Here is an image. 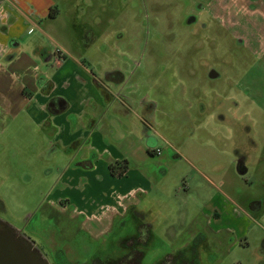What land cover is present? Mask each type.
Segmentation results:
<instances>
[{"label": "rangeland", "instance_id": "374dc122", "mask_svg": "<svg viewBox=\"0 0 264 264\" xmlns=\"http://www.w3.org/2000/svg\"><path fill=\"white\" fill-rule=\"evenodd\" d=\"M41 30L49 51L97 74L119 69L122 81L108 83L138 115L149 111L144 118L160 153L143 168L164 179L140 206L148 213L120 215L115 204V212L90 210L105 217L87 222L86 210L74 213L86 202L81 192L60 193L70 160L51 130L1 116L0 221L50 264L113 263L132 239L145 240L144 226L147 242L132 248L142 254L139 264L167 256L171 264H264V248L253 240L258 228L248 248H231L233 237L214 236L199 215L211 201L246 211L260 200L264 229V163L257 164L264 154V0H51ZM237 154L248 155L243 175ZM182 181L190 189L175 197ZM64 196L71 207L59 203Z\"/></svg>", "mask_w": 264, "mask_h": 264}, {"label": "crops", "instance_id": "0c3cea01", "mask_svg": "<svg viewBox=\"0 0 264 264\" xmlns=\"http://www.w3.org/2000/svg\"><path fill=\"white\" fill-rule=\"evenodd\" d=\"M50 3L51 0H0V117L11 121L26 117L36 128L51 130V141L70 160L59 176L60 193L81 192L86 202L74 213L83 216L81 209L86 210L90 215H84L85 221L102 222L105 215L99 217L90 210L106 207L115 212V204L123 210L120 215L127 209H132L134 216L148 213L146 206H140L153 186L164 179L155 180V173L143 168L152 159L154 149L144 124L150 123L144 118L150 117L149 111H144V117L138 115L126 104L118 87L106 81L107 75L118 72V68L97 74L90 65L70 60L64 52L58 60L55 52L48 50L39 34H43L41 25ZM34 31L38 34L33 35ZM57 98L64 101V108L51 113L48 104ZM56 104L55 109L62 105ZM123 161L128 164L125 174L118 179L109 175L108 166ZM158 161L165 163V159ZM259 163H264L263 153ZM191 169L199 175L198 169L192 165ZM186 183L182 181L177 188L174 185L175 197L189 191L191 182ZM72 201L65 198L59 203L66 207ZM217 203L209 202L207 212L199 213L211 234H228L235 240L231 248H248V237L253 236L256 227L258 238H253L254 243L264 248L260 200H252L246 211ZM263 255L258 256L261 261Z\"/></svg>", "mask_w": 264, "mask_h": 264}, {"label": "water", "instance_id": "95a60500", "mask_svg": "<svg viewBox=\"0 0 264 264\" xmlns=\"http://www.w3.org/2000/svg\"><path fill=\"white\" fill-rule=\"evenodd\" d=\"M214 77L216 75H210ZM239 175L245 167L237 164ZM0 264H50L34 247V243L0 221Z\"/></svg>", "mask_w": 264, "mask_h": 264}, {"label": "trees", "instance_id": "16d2710c", "mask_svg": "<svg viewBox=\"0 0 264 264\" xmlns=\"http://www.w3.org/2000/svg\"><path fill=\"white\" fill-rule=\"evenodd\" d=\"M50 15H49V17H50ZM113 74L112 73L108 74L106 81L107 82L108 81H114L116 83H120L122 81V77H120V73L119 72H114ZM113 76H119L120 78L119 77L114 78ZM57 102L58 103H62V105H61V107L59 109H55L54 108V106H55V104ZM56 105H58V104H56ZM63 108H64V101L62 99H60V98L53 99L48 104V110L51 113L60 112L61 110H63ZM108 169H109V172H110V174L112 176L117 177V178H121L125 174V172L127 171L128 164L125 161H123V162H115L113 164H110L108 166ZM144 228H145V237H146L145 240L142 241V238H141V240H137V238L132 239V243H131L132 246L127 245V247L130 248V251L127 254H125L123 257H121L119 260H117V261H115L113 263H109V264H139V260L142 257V254H141L140 251H138L136 249H132V248H133V245L135 243H145V242H147V239L149 238V227L144 226ZM146 233H148V235ZM140 237H141V235H140ZM134 256H135V259L134 258L132 259V257H134ZM161 264H171L170 256H167L163 260V262Z\"/></svg>", "mask_w": 264, "mask_h": 264}, {"label": "built area", "instance_id": "2783aa9c", "mask_svg": "<svg viewBox=\"0 0 264 264\" xmlns=\"http://www.w3.org/2000/svg\"><path fill=\"white\" fill-rule=\"evenodd\" d=\"M62 55H63L62 51H60V50L57 49L56 52H55V56L58 57L57 58L58 60L61 59ZM144 124H145V126H146L147 129H151V127H150V125L148 123H144ZM159 153H160V150L159 149H155L154 148V149L151 150V154L152 155H158Z\"/></svg>", "mask_w": 264, "mask_h": 264}, {"label": "flooded vegetation", "instance_id": "af4514ba", "mask_svg": "<svg viewBox=\"0 0 264 264\" xmlns=\"http://www.w3.org/2000/svg\"><path fill=\"white\" fill-rule=\"evenodd\" d=\"M210 75H215L214 73H211ZM216 77V76H214ZM146 123V122H145ZM238 158L236 160V164L244 165L245 161L247 160V154H237Z\"/></svg>", "mask_w": 264, "mask_h": 264}]
</instances>
